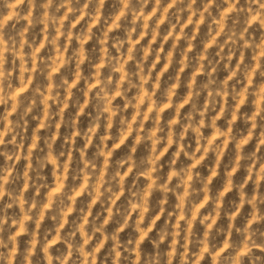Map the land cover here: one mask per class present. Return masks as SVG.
Masks as SVG:
<instances>
[{
  "label": "clouds",
  "instance_id": "obj_1",
  "mask_svg": "<svg viewBox=\"0 0 264 264\" xmlns=\"http://www.w3.org/2000/svg\"><path fill=\"white\" fill-rule=\"evenodd\" d=\"M0 264H264V0H0Z\"/></svg>",
  "mask_w": 264,
  "mask_h": 264
}]
</instances>
